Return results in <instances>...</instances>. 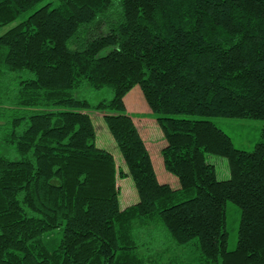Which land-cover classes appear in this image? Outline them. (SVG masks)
<instances>
[{
  "label": "trees",
  "instance_id": "1",
  "mask_svg": "<svg viewBox=\"0 0 264 264\" xmlns=\"http://www.w3.org/2000/svg\"><path fill=\"white\" fill-rule=\"evenodd\" d=\"M42 1L0 0V27ZM84 84L112 96L77 98ZM135 85L177 187L159 181L126 112ZM90 110L103 115L119 164L96 144ZM211 116L264 119V0L33 9L0 35V264H186L189 245L198 264H264V128L247 151ZM206 153L227 159L228 178ZM126 177L138 200L123 206ZM227 201L240 208L232 250Z\"/></svg>",
  "mask_w": 264,
  "mask_h": 264
},
{
  "label": "rangeland",
  "instance_id": "2",
  "mask_svg": "<svg viewBox=\"0 0 264 264\" xmlns=\"http://www.w3.org/2000/svg\"><path fill=\"white\" fill-rule=\"evenodd\" d=\"M47 2H51L52 5H55L57 0H43L42 2H39L34 6V8L28 10L22 17H19L17 18V20H14L13 22H10L0 27V35L9 28H11L13 25H15L18 21H20V19L26 17V15L32 12L33 9H36ZM75 96L77 98L88 99L91 103H95L101 99H109L112 96V91L110 88L107 87L101 89H95L91 87L89 84H84L82 87H80L75 91ZM88 112L96 113L99 111L90 110ZM207 118L213 121L219 128L224 130L231 138L234 146L239 149L250 151L253 149L255 143L261 139V131L264 128V119H251V118L225 117V116H211ZM103 126L104 127H102V130L100 131L103 132L106 130L108 133V134L106 133V135L110 136V138H112L113 140V137L110 134L104 121H103ZM100 134L101 132L98 133V136H101ZM104 138L105 137L102 136V138H100L99 140L104 142L106 140V139L104 140ZM108 144H111V142H109ZM111 145L113 147L115 146V148H113ZM111 145L104 146L103 148L110 150L111 149L110 147H112L116 155L117 163L119 164L120 162L119 158H121L122 156L118 148L116 147V143L114 140L112 141ZM205 158L207 162L214 165L218 179H226L229 177V169H228L227 159L225 157L206 153ZM119 185H120L119 202L121 205H123L124 201L128 205H130L138 200L137 191L130 177L119 178ZM226 216H227V231H228L227 247L228 249L232 250L237 245L238 225L240 219V208L232 201H227ZM60 234H61L60 228L55 230V233L51 236L52 241L55 242H51V244L52 243L54 244L58 241ZM184 252H185V254H183L185 256L184 258L187 260L188 264L199 263L197 259L198 255L194 250V248L192 247V245L185 246Z\"/></svg>",
  "mask_w": 264,
  "mask_h": 264
},
{
  "label": "crops",
  "instance_id": "3",
  "mask_svg": "<svg viewBox=\"0 0 264 264\" xmlns=\"http://www.w3.org/2000/svg\"><path fill=\"white\" fill-rule=\"evenodd\" d=\"M123 102L127 114L131 116L133 122L137 126L147 150L149 151L157 178L161 182H167L173 187H177L178 182L176 178L166 171L163 166L160 150L165 145V140L163 139L161 129L157 124L156 119L151 114V109L143 96L140 86H135L129 92H127L123 97ZM91 117L96 128V144L101 147L111 145L113 140L110 138V136L106 135L107 131H100L102 130V127H104L103 115L99 112H96V114ZM100 132L101 136H98V133ZM102 136L105 137L104 140L106 139V142H111V144H108L105 141H100L99 139L102 138ZM112 147H110V150L113 151L114 149H112ZM113 148H115V146ZM126 204L127 203L124 201L123 206H126Z\"/></svg>",
  "mask_w": 264,
  "mask_h": 264
}]
</instances>
